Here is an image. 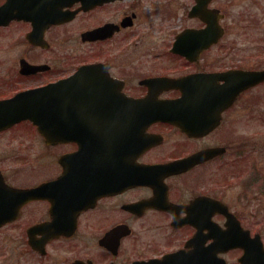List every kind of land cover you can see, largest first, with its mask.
Segmentation results:
<instances>
[{"label": "flooded vegetation", "instance_id": "flooded-vegetation-1", "mask_svg": "<svg viewBox=\"0 0 264 264\" xmlns=\"http://www.w3.org/2000/svg\"><path fill=\"white\" fill-rule=\"evenodd\" d=\"M197 1L0 0V102L38 105L1 118L0 264H241L224 209L264 248V50Z\"/></svg>", "mask_w": 264, "mask_h": 264}, {"label": "rangeland", "instance_id": "rangeland-1", "mask_svg": "<svg viewBox=\"0 0 264 264\" xmlns=\"http://www.w3.org/2000/svg\"><path fill=\"white\" fill-rule=\"evenodd\" d=\"M224 7L228 14L225 19L229 23L228 34L237 39L236 48L242 50L241 55L242 53L250 54V51L259 50V48L264 50V2L253 6L248 0H235L233 5L231 2H228ZM260 8L263 10L261 14L257 15L254 23L251 20H246L244 13L249 11L259 13ZM10 48H13V45L8 41V38L0 37V61L2 60L0 65H9L12 62V58L7 57L5 53ZM251 59L253 60L254 58ZM259 109L264 110V105H260ZM253 203L254 201L252 205ZM255 209L253 205L252 210L256 215L253 214L251 221L252 223L254 222L260 225L264 222V213L262 215L259 212H255ZM257 214L262 216H258ZM249 219L247 218L245 220Z\"/></svg>", "mask_w": 264, "mask_h": 264}, {"label": "water", "instance_id": "water-1", "mask_svg": "<svg viewBox=\"0 0 264 264\" xmlns=\"http://www.w3.org/2000/svg\"><path fill=\"white\" fill-rule=\"evenodd\" d=\"M15 12H20L16 10ZM11 10L8 9H0V25L7 23V21L11 18ZM19 17L18 14H16ZM205 22L207 23V27L203 31L204 36V44L205 47L210 44L211 42H215L219 36L222 34V30L219 29L217 26L216 21L212 22L208 16L204 17ZM247 77H251V85L256 83L258 80L264 79V71L261 72H247ZM30 96H23V101L28 99ZM18 97L5 101L0 102V123H7L9 119H1L2 115H22L23 118L29 115H36L38 114V105L36 103H23V109L19 108L17 103ZM12 121V120H11ZM226 226L229 228L228 233L237 236L240 233V225L237 219L232 216H227ZM234 242V241H231ZM236 242V241H235ZM243 245V244H241ZM244 254L242 258L250 259V258H264V249L259 245V247H247L243 245Z\"/></svg>", "mask_w": 264, "mask_h": 264}]
</instances>
